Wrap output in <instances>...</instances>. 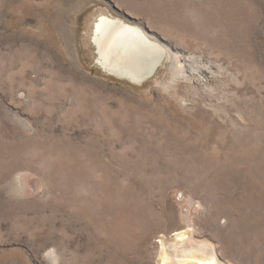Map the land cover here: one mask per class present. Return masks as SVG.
I'll list each match as a JSON object with an SVG mask.
<instances>
[{
    "label": "rangeland",
    "instance_id": "1",
    "mask_svg": "<svg viewBox=\"0 0 264 264\" xmlns=\"http://www.w3.org/2000/svg\"><path fill=\"white\" fill-rule=\"evenodd\" d=\"M196 263L264 264V0H0V264Z\"/></svg>",
    "mask_w": 264,
    "mask_h": 264
},
{
    "label": "bare ground",
    "instance_id": "2",
    "mask_svg": "<svg viewBox=\"0 0 264 264\" xmlns=\"http://www.w3.org/2000/svg\"><path fill=\"white\" fill-rule=\"evenodd\" d=\"M93 41L97 45L101 65L110 72L137 83L154 75L166 57L175 58L170 49L151 39L140 26L105 14L95 23ZM122 59L134 60L138 63V68L130 67V63L127 64L128 67L124 66L122 62L125 60ZM118 61L121 64H117Z\"/></svg>",
    "mask_w": 264,
    "mask_h": 264
}]
</instances>
